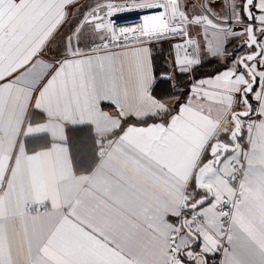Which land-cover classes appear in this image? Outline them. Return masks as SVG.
I'll use <instances>...</instances> for the list:
<instances>
[{
    "label": "snow or ice",
    "instance_id": "1",
    "mask_svg": "<svg viewBox=\"0 0 264 264\" xmlns=\"http://www.w3.org/2000/svg\"><path fill=\"white\" fill-rule=\"evenodd\" d=\"M0 264H264V0H0Z\"/></svg>",
    "mask_w": 264,
    "mask_h": 264
},
{
    "label": "trees",
    "instance_id": "2",
    "mask_svg": "<svg viewBox=\"0 0 264 264\" xmlns=\"http://www.w3.org/2000/svg\"><path fill=\"white\" fill-rule=\"evenodd\" d=\"M169 51V44L166 42L163 45H158L156 49H154L153 55L155 57L154 63L157 65H162L164 58L167 56ZM219 67L217 64L213 63H205L202 67H200L197 75H208L212 74L216 68ZM182 82L186 83L187 78L183 77Z\"/></svg>",
    "mask_w": 264,
    "mask_h": 264
},
{
    "label": "built area",
    "instance_id": "3",
    "mask_svg": "<svg viewBox=\"0 0 264 264\" xmlns=\"http://www.w3.org/2000/svg\"><path fill=\"white\" fill-rule=\"evenodd\" d=\"M140 15L139 13H124L118 14L117 16L113 17L115 24L119 27L131 26L140 22ZM216 261L220 259V256L217 255L214 257Z\"/></svg>",
    "mask_w": 264,
    "mask_h": 264
}]
</instances>
